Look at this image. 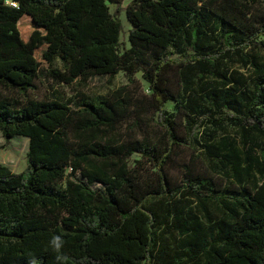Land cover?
I'll return each instance as SVG.
<instances>
[{"label":"trees","instance_id":"1","mask_svg":"<svg viewBox=\"0 0 264 264\" xmlns=\"http://www.w3.org/2000/svg\"><path fill=\"white\" fill-rule=\"evenodd\" d=\"M15 1L0 0V133L27 137L28 151L21 172L0 163V264H264V0ZM119 72L141 73L148 103L124 87L77 88ZM37 81L74 93L33 97ZM223 121L259 154L242 159L233 137L213 141L206 124ZM180 146L191 162L200 149L236 189L187 162L181 189L168 169ZM177 194L196 197L207 221L175 210L166 230L181 236L184 259L168 258L163 222L144 206L187 202ZM214 200H227L217 219L205 205Z\"/></svg>","mask_w":264,"mask_h":264},{"label":"rangeland","instance_id":"2","mask_svg":"<svg viewBox=\"0 0 264 264\" xmlns=\"http://www.w3.org/2000/svg\"><path fill=\"white\" fill-rule=\"evenodd\" d=\"M131 0H123L121 7H125ZM109 9L111 12H115L116 5L114 3L108 2ZM119 19L123 25V33L121 35V40L127 42V32L130 29V24L126 19L125 12L120 10L119 12ZM229 67L239 68V65L234 61L228 60L226 63ZM241 71H245L240 69ZM248 73V72H246ZM37 88L30 91V95L33 97H45L51 96L52 90L57 89L62 95L65 97L71 96L74 92L73 89L69 86L65 85H56L51 84L47 81H37ZM51 86V87H50ZM121 87H124L126 91H129L134 98H140L144 102L148 103L150 100L151 91L148 88L147 82H145L142 77L141 73H137L134 76V81H130L129 78L123 73L119 72L114 76H95L89 79L85 86H77L78 89H82L85 92L90 94H102L107 95L113 90H117ZM166 109L169 112H173L174 102L169 101L166 103ZM152 110H148V112H144V114L150 115ZM224 127L219 128L215 127V125L208 123L206 124V132L213 133V141H219L226 136L233 137L239 149L241 150V157L242 159L245 158L246 153H251L254 156L259 154V150L257 147L252 146L251 142L246 144H242L239 142V133L237 131L236 126L233 123L223 121ZM125 126V125H124ZM122 127V130L124 128ZM194 148V146H192ZM28 151V138L22 135H15L9 140H5L0 133V163L6 165L11 171L13 172H21L26 168V153ZM196 153H199L200 159L194 160L191 162V151L188 147H178L176 149V153L173 156L172 161L169 163V173L171 178L173 179L174 183L178 186L183 188V180H182V163L187 162L191 166H193L196 170L200 168L208 169L213 175L212 178L216 183H221V187L229 185L231 190L236 189V184H230V176L223 173L220 169L215 168L210 161H208L200 152V149H195ZM139 155H133L130 163L133 164L134 160L139 159ZM100 184H94L92 188H99ZM176 198H187L182 195L177 194ZM187 202L184 204L176 205L174 204L173 199L167 198H159V197H151L148 198L144 206L146 209L151 210L157 215V220L163 222L160 228H157L158 233V240L160 241L161 245L166 248L168 258L170 259H184L185 254L184 250L181 246V236L178 235L175 229L166 230L167 227H171L175 224L178 220L174 217L175 210L182 209L183 213L187 208H191V213H194L199 216V218L206 221L205 218V211L201 208L199 204H197L196 197H192L188 195L186 199ZM229 200V199H228ZM227 200L223 201H206L205 205L212 215L213 218H219L222 208L221 205L226 203ZM162 228H165L166 231H160Z\"/></svg>","mask_w":264,"mask_h":264},{"label":"clouds","instance_id":"3","mask_svg":"<svg viewBox=\"0 0 264 264\" xmlns=\"http://www.w3.org/2000/svg\"><path fill=\"white\" fill-rule=\"evenodd\" d=\"M50 245L59 254L60 250L62 249V247L64 245V240L59 235H53L51 240H50ZM57 259L63 261V260H66L67 257L62 256V255H57ZM32 264H38V262L33 260Z\"/></svg>","mask_w":264,"mask_h":264},{"label":"built area","instance_id":"4","mask_svg":"<svg viewBox=\"0 0 264 264\" xmlns=\"http://www.w3.org/2000/svg\"><path fill=\"white\" fill-rule=\"evenodd\" d=\"M5 2H6L7 4H9V5H12V6H16V5H17V3H16L15 0H5Z\"/></svg>","mask_w":264,"mask_h":264}]
</instances>
